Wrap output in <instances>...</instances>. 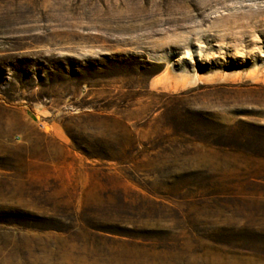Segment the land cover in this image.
<instances>
[{
	"label": "rangeland",
	"instance_id": "374dc122",
	"mask_svg": "<svg viewBox=\"0 0 264 264\" xmlns=\"http://www.w3.org/2000/svg\"><path fill=\"white\" fill-rule=\"evenodd\" d=\"M0 264H264V0H0Z\"/></svg>",
	"mask_w": 264,
	"mask_h": 264
},
{
	"label": "trees",
	"instance_id": "16d2710c",
	"mask_svg": "<svg viewBox=\"0 0 264 264\" xmlns=\"http://www.w3.org/2000/svg\"><path fill=\"white\" fill-rule=\"evenodd\" d=\"M213 136L216 139V141L214 139V141L216 142V146L223 147V149H225V148H233V149H236L235 151H238L240 149H246V148L248 149L247 142L245 143L242 140L239 141L240 143L239 142H234V143L226 142V138H225L226 137V128L219 129V131L216 134H214ZM247 234H243V235H247ZM240 235H242V234H240ZM262 235L263 234H260L258 232L250 233L249 236H248V240L255 244L258 241V239L262 240V238H263ZM223 236L224 237H222V239H220V240L217 239V236L216 237H212L213 239L210 240V241H212L215 244V246H225V247L232 246V247L240 248V249L247 250V251L252 250V248H257V245L254 246V244H250L249 246L240 244L239 240H241V239H238V237H236L237 239H235L236 243H231V241L228 240V237H227L228 241L225 242L226 237H225V235H223Z\"/></svg>",
	"mask_w": 264,
	"mask_h": 264
}]
</instances>
